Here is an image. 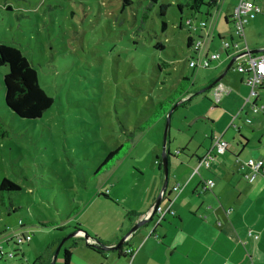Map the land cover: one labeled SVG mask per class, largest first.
I'll return each instance as SVG.
<instances>
[{
  "label": "rangeland",
  "instance_id": "374dc122",
  "mask_svg": "<svg viewBox=\"0 0 264 264\" xmlns=\"http://www.w3.org/2000/svg\"><path fill=\"white\" fill-rule=\"evenodd\" d=\"M6 1L14 5L11 14L4 7ZM214 1L219 8H211L207 19V5L194 13L186 6L188 0H159L150 10L149 0H0V41L23 52L38 73L39 85L53 99L41 118H19L5 105L3 77L8 68L0 67V182L8 178L21 187L0 191V242L5 253L0 264H47L52 251L73 235L79 223L87 231L100 221L119 224L130 207L137 205L141 211L154 191L151 180L161 182L163 170L155 161L159 157L162 163L167 114L180 104L178 98L185 90L191 92L190 104H178L171 112L169 174L189 155L178 151L189 145L192 136L191 153L211 148L208 136L214 125L209 118L218 119L234 108L212 110L217 105L212 91L193 94L228 63L217 74L215 63L207 69L191 68L189 61L204 55L186 45L188 37L201 40L204 47L212 40L210 55L220 53L221 60L228 59L217 31L226 41H238L232 23H224V15L238 0ZM256 3L264 6V0ZM178 4L185 6L182 11ZM162 5H167L164 16ZM145 13L148 18L143 23ZM189 18L195 21L191 26H187ZM162 20L168 25L166 31ZM244 45L240 43V48ZM234 68L222 79L224 87L231 80L239 84L241 75ZM185 76L189 79L181 82ZM259 90L264 102V87ZM116 149L104 166L102 162ZM101 165L104 169L98 170ZM176 185L184 189L182 182ZM107 188L114 202L103 196L98 200ZM91 197L95 203L89 206ZM79 208L82 219H67ZM92 210L101 214L95 217ZM20 221L26 228L20 229ZM144 230L149 237L152 229ZM24 232L31 243L15 246L13 233ZM56 239L58 244L49 251ZM66 242L73 245L74 237ZM15 248L18 256L8 258L6 254ZM64 250L57 253L54 264H65ZM39 255L42 258L36 259Z\"/></svg>",
  "mask_w": 264,
  "mask_h": 264
},
{
  "label": "crops",
  "instance_id": "0c3cea01",
  "mask_svg": "<svg viewBox=\"0 0 264 264\" xmlns=\"http://www.w3.org/2000/svg\"><path fill=\"white\" fill-rule=\"evenodd\" d=\"M235 4H232L229 12L224 15L226 25L231 22L230 17ZM258 6L261 8L262 13L253 17L251 22L248 20L245 25L246 46L249 49L251 48L250 50L264 48V6L262 7L259 4ZM213 7L218 10L219 4ZM221 10V13H223L224 6L221 7ZM207 13L211 14L210 9ZM226 18H228V23L225 21ZM218 26L217 22L215 30ZM212 32L213 28L209 31V37ZM217 34L220 42L225 40V35L221 31L218 30ZM252 36L255 38L254 42L251 41ZM211 42L212 40L206 47L208 56H211L209 49ZM229 42H233V39ZM216 52L219 53V51ZM218 55L219 58L212 60L209 67L211 68L212 64L215 63L214 71L216 74L221 72L224 62H230L226 53L228 59L224 61L220 59V53ZM229 55H231V52H229ZM233 66L235 67V64L232 65V68H234ZM230 70L231 68L225 76ZM240 75L239 84L231 80L230 86H225V88L221 80L216 83L217 86L214 85L215 87L213 86L211 89L213 94L217 88L222 90L219 99H215L217 105H214L212 110L218 109V106H225L227 109L231 106L234 108L232 111L225 112V115L220 116L218 119H215L214 116L209 118L212 125H214L208 136L211 144H213L215 136H220L229 145L227 151L217 155L211 166L208 169L206 168V172H202V167H199V159L205 156L207 149L202 153H191L188 146L194 140L192 136L189 145L178 151L179 154L182 151L188 152L189 155L184 153L186 157L184 159L179 158L180 165L174 168L172 175L168 172V182H171L170 187H168L169 198L164 197L161 200V205L164 204L162 205L163 209L170 206L175 213L164 215L161 221H159L156 213L153 223L147 228L149 231L152 229L150 236L147 237L148 231L141 229L129 236L125 245L117 252L94 248L92 245L90 247L82 236L77 235L74 237L75 243L73 245H71V242L67 243L65 241L59 250V253L65 248L70 250L69 264H264V174H258L253 180H250L247 177L250 171L242 167L248 159H260L264 162V114L255 113L261 116H253L254 112L247 101L249 88L244 82L245 76L241 73ZM212 80L202 84L201 89L206 88ZM256 102L258 104H261L260 102L264 103L260 90ZM247 120L250 122H247ZM231 128L234 130L230 133ZM201 146L199 145L198 148ZM158 159L159 157L156 158L155 164H158ZM136 169L139 172L141 171L138 167ZM193 170L195 171L193 172ZM96 177L94 176V178ZM163 177L162 175L161 182L158 185L154 178L151 180L150 191H154L146 200L141 211L136 205L126 210L127 214L122 216L119 224L112 223L109 225V222L100 221L94 223L93 228L86 231L82 230L83 227L79 223V228L93 237L92 244L99 241L106 246L115 245L127 234L135 222L152 212L163 186ZM137 180L139 179L137 178ZM207 180H212L214 186L211 190L204 191V183ZM177 181L184 184L183 190L180 185L179 191L174 190ZM86 183L87 181H84L85 186ZM108 192L107 188V193L101 194L98 200H101V196H103L108 202H114L113 195ZM174 193H177V195L173 199ZM142 196L143 194L137 203L141 202ZM168 199L170 201L172 199V201L168 202ZM93 203H95V199L91 197L89 206ZM92 211L95 217L101 214L100 210ZM80 213L76 216H80L82 219L83 215ZM67 219L70 220L69 217ZM23 226L26 228L24 222ZM24 233L28 234V232ZM56 240L57 242H55ZM56 240L51 246L48 245L49 251L58 244L60 239ZM31 241L32 238L27 244ZM0 245L2 246V244ZM127 249L134 251L132 256L125 253ZM53 251L50 258L54 255ZM22 256L23 253L21 252ZM41 256L39 255L36 259H41ZM50 258L46 263L51 262L52 258Z\"/></svg>",
  "mask_w": 264,
  "mask_h": 264
},
{
  "label": "trees",
  "instance_id": "16d2710c",
  "mask_svg": "<svg viewBox=\"0 0 264 264\" xmlns=\"http://www.w3.org/2000/svg\"><path fill=\"white\" fill-rule=\"evenodd\" d=\"M149 1H150V6L148 8L149 10L151 9V7L154 4L159 2V0H149ZM217 4H218V2L214 1V0H210V2H207V3H205L204 0H188L186 6L189 7V9L192 12L197 13V12L201 11V7H203L204 5H207V8L209 10L213 6H216ZM4 7H6L7 13H9V14H11V11L14 9V5L10 1L9 2L6 1ZM184 7L185 6L183 4H178V8L180 11H182ZM166 8H167V5H162L160 7V15L161 16L165 15ZM209 15L210 14L207 13V16H209ZM147 18H148V13H145L144 17H143V23L147 20ZM187 20H192V19L189 18ZM225 21L228 23V18H226ZM161 26H162L163 31H166L168 28V25H167L165 20H162ZM181 27H183L182 21L179 22V28H181ZM194 43H195L194 38L188 37L187 45H186L187 48L192 49L194 47ZM157 47L163 48L164 46L162 44H158ZM2 66H6L8 68V72L3 77V85L5 88V105L7 106V108L9 110H11L16 116H18L21 119L34 120V119L41 118L43 116V114L47 110H49L50 107L52 106L53 99L51 97H49L46 94V92L42 89V87L39 85L38 73H37L34 65L30 63V61L27 59V57L23 54V52L19 48L15 47L14 45H10V44H7L3 41H0V67H2ZM195 69H197V68H195ZM188 79L189 78L187 76H185L182 78L181 82L184 80H188ZM215 79L216 78H214L209 84H212ZM217 85L218 84H215V86H217ZM209 91H211V90H209ZM190 93H191L190 91L185 90L180 94V97L178 99L181 100V99L185 98L186 96L190 95ZM196 93L193 95H197ZM191 100H192V96L189 99L180 103L179 105L180 106H185L187 104L189 105ZM134 137H135V134L131 135V142L133 144L135 143ZM168 137H169V131H168V135H167V145H166V153L169 157L170 151H169V147H168V144H169ZM120 147H122V145ZM211 148H212V144H211ZM117 151H118V149L111 151L107 155L106 159L102 162L104 164V166L107 165L106 162L110 158H113V156L117 153ZM208 152H209V150H207V153ZM212 153L215 154L213 152V149H212ZM200 159H199V161H200ZM104 166L101 165L98 168V170L101 167H102V169H104ZM158 166H159V170H161L162 169V163L160 161H158ZM104 171H106V170H101V172H104ZM168 178H169V175H168ZM168 181H169V179H168ZM83 185H84V183H83ZM168 187H170L169 182L167 185V189L164 193V197H166V198L167 197L169 198V193H170V192H168ZM20 189H21V187L17 183L9 180L8 178H3L0 182V191H18ZM179 189H180V186L178 185V188L175 191H179ZM168 202H171V201L168 199ZM80 211H81L80 208L78 209V211L74 210L72 212V214L70 213L68 215V217L69 218L74 217V216L78 215L80 213ZM163 212H164V215L169 214V213H170V215H173L175 213L170 206L167 207V210L163 211ZM164 215L161 216V214H158L159 221L163 220ZM79 227L80 226L77 225L74 229L78 231L80 229ZM23 228H24V226H20V229H23ZM6 243H9V241ZM0 244H2V242H0ZM122 247H120V249H122ZM13 252H14V257H16L18 250L15 251V249H14ZM53 254H54V251H53ZM64 259H65V264H69V262H70V250L67 248H65V251H64Z\"/></svg>",
  "mask_w": 264,
  "mask_h": 264
},
{
  "label": "built area",
  "instance_id": "2783aa9c",
  "mask_svg": "<svg viewBox=\"0 0 264 264\" xmlns=\"http://www.w3.org/2000/svg\"><path fill=\"white\" fill-rule=\"evenodd\" d=\"M262 10L257 5L256 0H238L237 5L234 8V11L231 15V22L234 28L233 34L238 38L237 42H229L226 40L222 41V46L225 52H231L228 58L238 56L235 63V70L245 76L244 82L249 88V97L247 101L252 107L254 113L264 114V105L258 104L256 99L259 98V88L264 85V51L257 54H250L248 47L246 46V36H245V25L247 24L250 18L255 17L258 14H261ZM211 19V18H210ZM187 24L191 26V20H187ZM203 28L208 27L207 22H203ZM209 37V35H208ZM240 43H245L243 48H240ZM196 47V54L200 55L203 52L204 57L200 60H191L189 66L191 68L197 69H206L211 65L212 60L219 58L218 54L208 56L206 54V47H204V42H197L193 49ZM233 50V51H232ZM227 52V53H228ZM228 55V54H227ZM240 62V63H239ZM221 88H217L214 91V98L219 99L221 95ZM247 122H250L247 120ZM229 145L221 137H216L213 141V152L216 154H222L227 151ZM215 155L212 153V150L209 151L201 161V165L208 168L214 161ZM242 167L247 168L250 171V174L247 176L250 180H253L256 175L264 174V162L260 159H248L245 161ZM207 188L213 186L212 181H207L205 183ZM176 189V188H175ZM157 211L161 216L164 215L162 208L158 207ZM20 226H23V222L20 221ZM15 241V245H23L31 240V236L26 233H13L12 239ZM0 259H2L5 253L2 251V246L0 248ZM127 253H131V250H128ZM8 258L14 257V252L6 254Z\"/></svg>",
  "mask_w": 264,
  "mask_h": 264
},
{
  "label": "water",
  "instance_id": "95a60500",
  "mask_svg": "<svg viewBox=\"0 0 264 264\" xmlns=\"http://www.w3.org/2000/svg\"><path fill=\"white\" fill-rule=\"evenodd\" d=\"M264 51V48L262 49H253V50H250L248 51L250 54H256V53H259V52H263ZM238 56H234L231 58L230 62L228 63V65L226 66L225 70L223 71V73L210 85H208L206 88L200 90L199 92H197L196 94H200V93H203V92H206V91H209L213 88V86L220 82L223 77L225 76V74L228 72V70L232 67V65L235 63L236 59H237ZM183 102V101H180V103ZM179 104V103H178ZM177 104V105H178ZM176 105V106H177ZM175 106V107H176ZM174 107V108H175ZM174 108L168 113V118L166 120V128H165V133H164V146H163V158H162V169H163V186L161 188V191H160V195L158 196V198L156 199V202H155V205H154V209L153 211L147 215L146 217L142 218L141 220L135 222L133 224V226H131L130 230L127 232V234L122 237V239L116 243L115 245H112V246H106V245H103L101 242H97L98 245L95 246V248H99V249H102V250H119L120 247H122L124 244H125V241L127 240V238L129 236H131L132 234H134L135 232L141 230V229H147L148 226L151 224V222H153V218L155 216V212H156V208L160 205L161 203V200H162V196L163 194L165 193L166 189H167V185H168V157L166 155V152H165V146H166V142H167V135H168V131H169V128H170V116H171V112L174 110ZM80 232V233H79ZM77 235H82V237L84 238V240L87 242L88 239H93V237H91L87 232L85 231H82L81 229H79V231H75L73 233V235L69 236V238L65 239L64 241L60 242L56 251L54 252V255L52 256V260L49 264H54L55 261H56V255L57 253L59 252L60 248L62 247V245L64 244L65 241H67L68 239L70 238H73V237H76ZM87 244V243H86Z\"/></svg>",
  "mask_w": 264,
  "mask_h": 264
},
{
  "label": "clouds",
  "instance_id": "9594fccd",
  "mask_svg": "<svg viewBox=\"0 0 264 264\" xmlns=\"http://www.w3.org/2000/svg\"><path fill=\"white\" fill-rule=\"evenodd\" d=\"M210 17H211V14L207 17V19H210ZM230 18H231V17H230ZM191 22H192V24L195 23V21H193V20H191ZM231 23H232V22H231ZM192 24H191V25H192ZM187 26H189V25H187ZM245 36H246V35H245ZM200 41H201V40H200ZM198 42H199V41H198ZM196 43H197V42L195 41L194 45H195ZM192 49H193V48H192ZM248 49H249V48H248ZM249 51H250V49H249ZM196 53H197V52H196ZM225 53L228 54L227 57H229V53H227V52H225ZM259 53H260V52H259ZM256 54H257V53H256ZM229 59L231 60V58H229ZM191 60H194V59H191ZM191 60H190V61H191ZM190 61H189V62H190ZM189 67H190V66H189ZM233 67H234V66H233ZM206 69H207V68H206ZM263 86H264V85H263ZM263 86H262V87H263ZM262 87H261V88H262ZM258 92H259V91H258ZM190 97H191V96L188 95V96H186L185 98H183V99H181V100H179V101H185V100L189 99ZM181 103H182V102H181ZM211 150H212V148L209 149V151H211ZM214 155H215V154H214ZM217 155H219V154H216V155H215V160H216V156H217ZM204 157H205V156H204ZM204 157H203V158H204ZM203 158L200 159V165H199V167H204L203 165H201V161H202ZM162 165H163V164H162ZM210 166H211V165H210ZM210 166H209V167H210ZM209 167H208V168H209ZM204 168H206V167H204ZM208 168H207V169H208ZM162 170H163V169H162ZM207 181H212V180H207ZM207 181H205V183H206ZM212 182H213V181H212ZM205 183H204V191L211 190V189L213 188V186H214V183H213V186H212L211 188H207V187L205 186ZM175 188L177 189V188H178V185H177L176 187H174V190H176ZM163 198H164V194H163V196H162V199H163ZM158 207L162 208V207H161V203H160V205H159ZM158 207H157V208H158ZM157 208H156V212H155V214H156V213L159 214L158 211H157ZM153 209H154V206H153ZM153 209H152V211H153ZM162 210H163V211H166L167 208H165V209L162 208ZM150 213H151V212H150ZM81 236H82V235H81ZM255 237H257V236H255ZM92 241H93V239H88L86 243L89 244L90 246L92 245L93 247H95L96 245H98V243H97L98 241L96 242V241L94 240V241H95L94 244H92V243H93ZM125 242H126V241H125ZM124 245H125V244H124ZM124 245H123V246H124ZM128 250H131V253H127ZM125 253H126L127 255H129V256H132L133 253H134V251H133L132 249H127V250L125 251ZM13 258H14V257H13Z\"/></svg>",
  "mask_w": 264,
  "mask_h": 264
},
{
  "label": "bare ground",
  "instance_id": "6f19581e",
  "mask_svg": "<svg viewBox=\"0 0 264 264\" xmlns=\"http://www.w3.org/2000/svg\"><path fill=\"white\" fill-rule=\"evenodd\" d=\"M220 137V136H219ZM216 138V136L214 137V139ZM214 139H213V141H214ZM212 146H213V144H212Z\"/></svg>",
  "mask_w": 264,
  "mask_h": 264
}]
</instances>
